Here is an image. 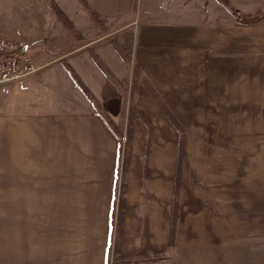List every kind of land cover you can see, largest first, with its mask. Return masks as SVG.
<instances>
[{
	"label": "crops",
	"instance_id": "crops-1",
	"mask_svg": "<svg viewBox=\"0 0 264 264\" xmlns=\"http://www.w3.org/2000/svg\"><path fill=\"white\" fill-rule=\"evenodd\" d=\"M53 1L72 27L56 17ZM12 3L14 28H2L0 35L25 40L28 46L22 51L37 70L0 84V184L31 187L27 182L31 171H52L47 165H54L53 156L68 153L63 149L71 144L79 153L88 140H98L99 147L103 137L117 139L68 68L75 70L116 122L123 97L92 54L117 77L125 76L126 63L113 43L121 21V31L132 36V56L141 67V77L186 132L178 236L183 218H189L191 237L176 244L172 264H230L231 252L236 251L241 252V264H264V242L256 241L264 236V17L244 21L233 12L237 9L249 17L261 0ZM91 12L99 19L82 17ZM87 28H93L94 34L88 35ZM138 92V108L145 112L146 106L153 107L159 113L157 121L168 122L144 84ZM174 133V179L163 183L171 187L179 153L176 129ZM165 188L159 192L166 196L161 199L164 204L159 201L161 206L153 208L157 214L153 234H160L162 241L169 232L173 199ZM131 203L129 196L128 216ZM237 219L244 241L234 245L229 236L231 220ZM162 245L153 246L163 249ZM137 246L145 251L142 241ZM129 252L123 248V253Z\"/></svg>",
	"mask_w": 264,
	"mask_h": 264
},
{
	"label": "rangeland",
	"instance_id": "rangeland-1",
	"mask_svg": "<svg viewBox=\"0 0 264 264\" xmlns=\"http://www.w3.org/2000/svg\"><path fill=\"white\" fill-rule=\"evenodd\" d=\"M12 1L0 0V29L14 28ZM53 2L56 17L64 22L68 16ZM5 13L10 18H2ZM91 13L82 17L99 19ZM250 16L264 17V0ZM118 24L116 43L130 60L124 61L125 76L117 77L123 84L124 95L119 93L124 103L115 125L122 138L103 137L99 147L98 140H88L90 144L80 147L79 153L71 144L70 149H63L68 153L53 156L54 165H47L52 171H31L32 178L27 181L33 184L31 187L0 184V264H141L163 259L172 264L176 244L190 241L189 218H183L178 236L180 204L175 190L180 192L183 171L178 179L176 174L175 186L163 184L174 179L171 161L176 128L168 117V122L157 121L159 113L153 107L146 106L145 112L138 108L137 96L143 81L141 76L138 80L134 77L137 64L132 56V36L121 31V21ZM87 32L92 35L94 29L87 28ZM134 104L137 106L133 110ZM83 150L86 154L81 153ZM184 151L179 144L178 167L182 168ZM162 185L173 198L169 232L163 241L160 234H153L157 229L154 205L161 206V199L166 197L160 196L159 192L167 191ZM129 196L134 200L131 216L127 214ZM173 217L176 231L171 242ZM239 230L241 220H231L230 243L244 241ZM261 237L256 241L264 242ZM141 241L145 251L137 246ZM161 243L165 244L163 249L153 246L161 247ZM123 248L130 252L123 253ZM230 264H241V252H231Z\"/></svg>",
	"mask_w": 264,
	"mask_h": 264
},
{
	"label": "trees",
	"instance_id": "trees-1",
	"mask_svg": "<svg viewBox=\"0 0 264 264\" xmlns=\"http://www.w3.org/2000/svg\"><path fill=\"white\" fill-rule=\"evenodd\" d=\"M58 11V10H57ZM234 14L246 21V20H256L258 18V16L256 17H248L245 16L241 11L234 9ZM93 15H96L95 12H93ZM65 23L72 27V24L69 22V20L67 18H64ZM115 48L117 49V51L121 54L122 58L124 61L128 62L130 61L128 59V57H126V55L123 54L124 50L116 43L113 42ZM24 51H22V49L13 52V53H6L3 50L0 49V58L3 57H16V58H22L24 57ZM94 60L96 61V63L98 64V66L101 68V70L103 71V73L107 76V78L115 85V87L118 89V91L124 95V91L122 88V82L120 81L119 78H117V76L105 65V63L101 60V58L96 55V54H92ZM72 78L74 79V81L76 82V84L81 88V90L85 93V95L88 97V99L93 103V105L95 106V108L97 109V111L99 112V114L101 115V117L103 118V120L105 121V123L108 125V127L112 130V132L114 133V135L117 138H122L121 134L119 133L115 122L111 119V117L107 114V112L105 111L104 107L101 105V103L97 100V98L91 93V91L85 86V84L83 83L82 79L79 77V75L75 72V70L73 68H71L69 66L68 68ZM141 76V67L137 64L135 67V80H138ZM143 84L148 88V90L150 91V93L152 94L153 98L155 99V101L158 103V105L160 106V108L164 111V113L167 115L168 119L171 121V123L175 126V128L177 129V131L179 132V144H180V148L181 150H183L186 146V132H185V128L183 127V125L176 119V117L174 116V114L172 113V111L169 109V107L163 102L162 98L159 96V94L152 89V87L149 85V83L147 82V80L145 78H142ZM135 99V96H134ZM136 102V101H135ZM136 104H134L133 106V110L136 109ZM135 107V108H134ZM134 123L133 121H131V126H133ZM132 137V129H131V133L129 134V140ZM129 148V147H128ZM131 148V147H130ZM131 151V150H130ZM177 179L180 178V175L182 173L181 170V165L178 167L177 169ZM180 180V179H179ZM175 199L178 200L179 197V192H178V188H176L175 190ZM175 200V201H176ZM177 202V201H176ZM176 205V203H175ZM174 216V215H173ZM175 231H176V224H175V220L173 217V223H172V229H171V242L174 241V237H175ZM173 240V241H172Z\"/></svg>",
	"mask_w": 264,
	"mask_h": 264
},
{
	"label": "built area",
	"instance_id": "built-area-1",
	"mask_svg": "<svg viewBox=\"0 0 264 264\" xmlns=\"http://www.w3.org/2000/svg\"><path fill=\"white\" fill-rule=\"evenodd\" d=\"M28 46L25 40L14 39L0 35V49L6 53H13ZM37 70L36 64L29 57L0 58V84L22 79Z\"/></svg>",
	"mask_w": 264,
	"mask_h": 264
}]
</instances>
